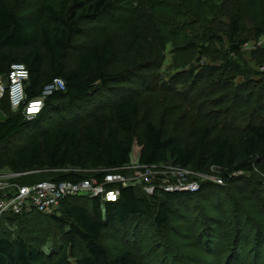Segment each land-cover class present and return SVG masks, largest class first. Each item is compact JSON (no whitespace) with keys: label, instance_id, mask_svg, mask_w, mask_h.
Here are the masks:
<instances>
[{"label":"trees","instance_id":"1","mask_svg":"<svg viewBox=\"0 0 264 264\" xmlns=\"http://www.w3.org/2000/svg\"><path fill=\"white\" fill-rule=\"evenodd\" d=\"M22 1L0 0V76L5 81L13 64L26 65L30 72L27 100L40 96L55 79L64 81L65 90L48 97L43 112L33 121L25 118L23 109L13 111L8 96L0 99V107L11 112L0 120V157L4 148L16 138L19 140L6 161L9 170L49 173L38 181L75 183L89 179L80 174L87 165L105 171L95 178L102 179L110 172L125 175L123 168L131 165L135 141L139 140L143 146L140 166L170 163L202 175L213 168L228 185L239 180L247 184L245 176L254 173L257 167L264 175V124L250 126L239 142L226 136L213 137L209 126H204L192 134L191 145H184L156 121L140 120V101L132 94H120L125 86L119 83V77L108 72L118 52L111 36L96 39L79 53L75 66L69 64L68 52L77 50L74 41L85 34L81 23L113 12L115 1L43 0L40 14L20 16L16 7ZM155 20L154 15L145 20L134 9L121 21L120 28L129 40L125 48L129 55L144 59L145 53L141 51L150 46L144 29L148 24L155 25ZM229 28L232 39L240 37L239 15L231 16ZM256 32L261 35L264 29L257 28ZM248 41L246 37L242 45ZM233 50L237 51L236 47ZM199 185L197 192L158 190L152 195L139 186L120 185L117 202L77 196L65 199L57 210L49 213L9 215L0 221V264H143L130 250L111 257L101 245L104 233L109 230L127 233L134 227L135 240H141L143 220L151 222L159 232L170 229L178 211L218 186L208 181ZM58 211L61 217L53 216ZM39 215L53 217L61 232L64 248L54 259L38 249L36 241L29 244L13 237L1 225L26 219L38 225ZM37 236L36 229L31 238ZM252 254L251 264L264 260V254L259 256L256 251Z\"/></svg>","mask_w":264,"mask_h":264},{"label":"rangeland","instance_id":"2","mask_svg":"<svg viewBox=\"0 0 264 264\" xmlns=\"http://www.w3.org/2000/svg\"><path fill=\"white\" fill-rule=\"evenodd\" d=\"M112 1L116 3L113 12L81 23L85 34L74 41L77 50L68 52L71 66L77 64L83 48L111 36L118 52L108 72L125 86L120 94H132L140 101V120L156 121L184 145H191L192 134L204 126H209L213 137L226 136L239 142L250 126L264 124V33L256 32L264 29V0ZM42 6L43 0H23L16 12L20 16L38 15ZM134 9L145 20L151 15L156 19L155 25L144 29L150 43L141 51L144 59L126 52L129 40L120 28ZM234 14L240 16L242 26L237 39L229 34ZM246 37L249 41L242 45ZM9 115L8 108L0 107V120ZM17 142L18 138L0 157L3 176L13 173L6 161ZM142 148V142L136 140L132 163L123 168L126 186H140L145 180L139 166ZM171 168L168 163L152 172L169 173ZM100 172L104 171L87 165L80 174L93 179ZM45 174L32 172L33 177L22 176L10 183L36 182L48 177L49 173ZM182 174L179 180L184 183L196 179L218 186L178 211L166 231L159 232L144 220L141 240H135L134 227L127 233L106 231L101 245L111 257L130 250L143 264H251L254 251L264 254V175L258 167L245 176L247 184L240 180L223 183L213 168L205 175L190 170ZM61 215L60 211L53 213ZM38 218V225L28 219L1 225L13 237L29 244L36 241L37 248L54 259L64 248L61 232L53 217ZM36 229L38 236L31 238ZM263 262L257 260L256 264Z\"/></svg>","mask_w":264,"mask_h":264},{"label":"built area","instance_id":"3","mask_svg":"<svg viewBox=\"0 0 264 264\" xmlns=\"http://www.w3.org/2000/svg\"><path fill=\"white\" fill-rule=\"evenodd\" d=\"M29 79L30 72L26 65L13 64L7 80L0 81V99L8 96L12 110L23 109L25 118L28 121H33L43 112L47 98L56 91H64L65 84L63 80L55 79L44 88L40 96L27 100L26 84ZM156 167L159 166H140L141 175L145 180L139 187L148 195H152L158 190L168 193L197 192L199 190L200 185L197 181L184 183L179 180L180 175L189 170L173 167L169 173L154 174L152 169ZM30 174L32 172H13L7 176L0 174V221L9 215H21L25 212L35 211L45 214L55 211L60 207L62 201L70 197L83 196L91 199L99 198L104 202H117L121 195L119 186H126V175L111 172L105 173V177L102 179H85L76 183L48 180L10 183V180L22 176L28 177Z\"/></svg>","mask_w":264,"mask_h":264}]
</instances>
